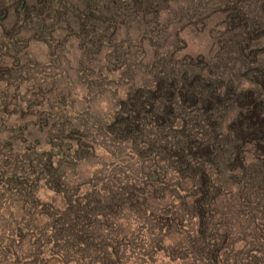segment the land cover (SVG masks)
<instances>
[{
	"label": "rangeland",
	"instance_id": "rangeland-1",
	"mask_svg": "<svg viewBox=\"0 0 264 264\" xmlns=\"http://www.w3.org/2000/svg\"><path fill=\"white\" fill-rule=\"evenodd\" d=\"M257 20L264 0H0V264H264V134L238 126L264 105Z\"/></svg>",
	"mask_w": 264,
	"mask_h": 264
},
{
	"label": "trees",
	"instance_id": "trees-1",
	"mask_svg": "<svg viewBox=\"0 0 264 264\" xmlns=\"http://www.w3.org/2000/svg\"><path fill=\"white\" fill-rule=\"evenodd\" d=\"M254 26H256L258 29H256V31L259 32V27L262 28V30L264 31V21H262L261 23L258 22V20L256 22L253 23ZM262 72H263V76H264V68H261ZM195 78H197V74H193L191 76V80L189 78L186 77V82H188V84L186 83V85L189 86V84H193V82H195ZM211 99V97H210ZM219 99V98H218ZM218 99H216V101H218ZM151 100H149L150 102ZM145 102V101H144ZM220 102L218 101L217 105L219 104ZM261 104V103H250V105L252 106H248L246 108V118H245V122H246V126L244 127L243 125H239L238 123V126L239 128L242 127L245 131L247 130L248 132L250 131V134L252 135H256V133L258 132V130H260V132H263L264 134V105L262 104V106L258 109V105ZM149 105L148 101L145 102L144 104V108H146L147 106ZM132 112V111H131ZM145 114H142L141 112H137V114L134 112L133 115H129V116H126V118L124 120L127 121V125L129 127L128 130H139V129H143L144 128V123L143 120L145 119ZM243 119L242 116H240V121ZM129 120V121H128ZM140 131V130H139ZM239 133H240V129H239ZM243 133V131L241 132ZM240 133V135H241ZM249 134V133H248ZM253 137V136H251ZM209 156H213V154L211 152L208 153ZM206 174V173H205ZM207 177H210V174H206ZM211 183V181H210ZM210 189L211 187H208L205 191V193L202 195L201 199L202 201L206 202L209 198H211V196H214L215 193L211 192L210 193ZM207 212V210H206ZM73 230V229H71Z\"/></svg>",
	"mask_w": 264,
	"mask_h": 264
}]
</instances>
